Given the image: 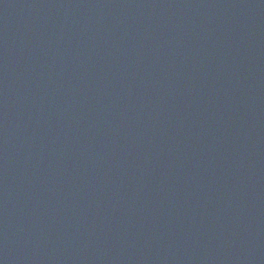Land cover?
Listing matches in <instances>:
<instances>
[{
  "label": "water",
  "instance_id": "water-1",
  "mask_svg": "<svg viewBox=\"0 0 264 264\" xmlns=\"http://www.w3.org/2000/svg\"><path fill=\"white\" fill-rule=\"evenodd\" d=\"M0 264H264V0H0Z\"/></svg>",
  "mask_w": 264,
  "mask_h": 264
}]
</instances>
